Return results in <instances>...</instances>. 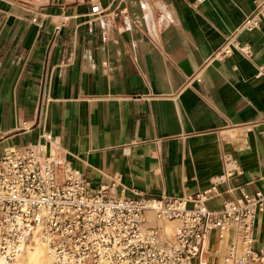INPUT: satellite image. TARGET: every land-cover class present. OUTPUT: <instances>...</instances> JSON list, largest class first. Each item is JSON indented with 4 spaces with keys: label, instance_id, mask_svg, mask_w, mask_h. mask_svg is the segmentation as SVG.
I'll return each instance as SVG.
<instances>
[{
    "label": "crops",
    "instance_id": "0c3cea01",
    "mask_svg": "<svg viewBox=\"0 0 264 264\" xmlns=\"http://www.w3.org/2000/svg\"><path fill=\"white\" fill-rule=\"evenodd\" d=\"M262 1L0 0V159L46 141L90 190L140 198L191 196L230 156L209 207L264 192V16L243 27Z\"/></svg>",
    "mask_w": 264,
    "mask_h": 264
},
{
    "label": "built area",
    "instance_id": "2783aa9c",
    "mask_svg": "<svg viewBox=\"0 0 264 264\" xmlns=\"http://www.w3.org/2000/svg\"><path fill=\"white\" fill-rule=\"evenodd\" d=\"M263 16L264 0L243 27H258ZM233 37L220 48L223 57L232 53L227 45ZM239 171V163L226 157L224 171L191 196L135 198L111 195L107 186L90 190L86 178L69 161H60L46 141L8 147L0 159V252L12 261L40 228L59 261L216 264L207 257L210 233L216 232L219 244L227 240L229 249L219 253L218 264L262 263L255 225L258 214H264V192L242 190L225 199L222 208L207 204L221 194L219 185ZM150 213L177 224L167 232L150 220Z\"/></svg>",
    "mask_w": 264,
    "mask_h": 264
},
{
    "label": "bare ground",
    "instance_id": "6f19581e",
    "mask_svg": "<svg viewBox=\"0 0 264 264\" xmlns=\"http://www.w3.org/2000/svg\"><path fill=\"white\" fill-rule=\"evenodd\" d=\"M102 11H104V9L99 3L92 5L91 14L93 16L100 17L102 14ZM227 46L232 47L230 42L228 43ZM220 54H222V52L218 51V55ZM227 157H230V156H227ZM149 218L153 222L158 221L155 219L152 213H150ZM159 222L165 223V221H159ZM167 223H173V228L177 224L176 221H168ZM162 227H164L167 232L169 231L168 228H166V224L163 225ZM31 237L34 240V243L31 242V244L26 246V243H27L26 242L23 245V247L16 253V255H14V258L12 259V261L6 259V257L2 255V253L0 252V264H23V262L20 261V258L22 257L21 252H23L24 249L28 253V257L24 260V262L26 261V264H77L75 262L72 263V262H68L64 260L59 261L58 259H56L53 254V251L51 250L48 237L44 235V233L40 230V228H38ZM226 244H227V240L224 241L221 246H226Z\"/></svg>",
    "mask_w": 264,
    "mask_h": 264
},
{
    "label": "rangeland",
    "instance_id": "374dc122",
    "mask_svg": "<svg viewBox=\"0 0 264 264\" xmlns=\"http://www.w3.org/2000/svg\"><path fill=\"white\" fill-rule=\"evenodd\" d=\"M168 221H165V223H159V225L161 226H163V225H165L166 224V228H167V226H170L169 228H168V232H172V230H173V224L172 223H167ZM45 241V240H44ZM43 241V242H44ZM31 242L32 243H34V240L32 239V237L28 240V242L26 243V246H28L29 244H31ZM46 242V241H45ZM44 242V243H45ZM26 246H25V248H26ZM264 249V248H263ZM229 249H228V245L226 244V246H221L220 247V249H219V252L220 253H226L227 251H228ZM264 251V250H263ZM21 254H22V257L20 258V261L21 262H23V264H26V261L24 262V260L28 257V253H27V251H25V249H24V251L23 252H21ZM264 260V259H263ZM218 261L216 260V264H218L217 263ZM220 264H224V262L221 260V262H220ZM258 264H264V261L262 262V263H258Z\"/></svg>",
    "mask_w": 264,
    "mask_h": 264
}]
</instances>
